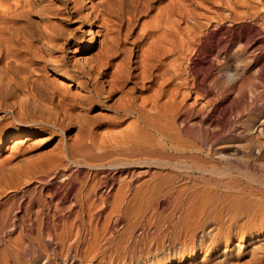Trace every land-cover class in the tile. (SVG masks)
Listing matches in <instances>:
<instances>
[{
  "label": "bare ground",
  "instance_id": "bare-ground-1",
  "mask_svg": "<svg viewBox=\"0 0 264 264\" xmlns=\"http://www.w3.org/2000/svg\"><path fill=\"white\" fill-rule=\"evenodd\" d=\"M263 110L264 0H0V264H264Z\"/></svg>",
  "mask_w": 264,
  "mask_h": 264
},
{
  "label": "rangeland",
  "instance_id": "rangeland-1",
  "mask_svg": "<svg viewBox=\"0 0 264 264\" xmlns=\"http://www.w3.org/2000/svg\"><path fill=\"white\" fill-rule=\"evenodd\" d=\"M247 73V74H246ZM245 73V75H244V82L246 83V82H248L249 80H255L254 78L260 73V70H259V67H252V68H249V70H248V72H246ZM263 113V114H262ZM262 113H261V115H264V110L262 111ZM10 124H12V123H10ZM9 124V125H10ZM9 125H7L6 127L8 128V126ZM250 125V124H249ZM10 127V126H9ZM46 149H47V151H46ZM50 147H43V148H38V149H36V150H34L33 152H31L30 154H29V156L28 157H30L32 154V156L30 157L31 159H34V158H37V157H39L40 156V154H41V156L42 155H44L45 153L47 154V152H48V150L50 151ZM44 150V151H43ZM39 152V153H38ZM43 154H42V153ZM36 153V154H35ZM37 154H39V155H37ZM36 155V156H35ZM34 157V158H33ZM213 226H206L205 227V229H206V231H208L207 229H211ZM201 256H202V254L199 256V255H197L196 257H195V260L197 261L198 259H200L201 258ZM184 263L183 264H187V262H186V259L183 261ZM186 262V263H185ZM173 264H182V263H173Z\"/></svg>",
  "mask_w": 264,
  "mask_h": 264
}]
</instances>
